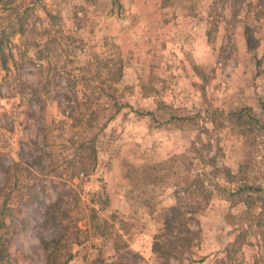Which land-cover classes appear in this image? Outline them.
<instances>
[{
  "label": "rangeland",
  "instance_id": "obj_1",
  "mask_svg": "<svg viewBox=\"0 0 264 264\" xmlns=\"http://www.w3.org/2000/svg\"><path fill=\"white\" fill-rule=\"evenodd\" d=\"M0 43V264H156L186 177L171 264H264V0H0Z\"/></svg>",
  "mask_w": 264,
  "mask_h": 264
},
{
  "label": "trees",
  "instance_id": "obj_2",
  "mask_svg": "<svg viewBox=\"0 0 264 264\" xmlns=\"http://www.w3.org/2000/svg\"><path fill=\"white\" fill-rule=\"evenodd\" d=\"M218 7H219L218 4H213L210 7V10L213 11L214 13H217ZM220 8L223 9V6H221ZM48 17L50 20H54L55 18L52 15H48ZM24 32H25L24 25L20 23L17 33L22 35L24 34ZM0 53H1L0 66L2 68H6L7 59L4 56L2 43H0ZM39 66L40 65L38 64L37 67ZM107 70H108L107 73L111 71L110 69ZM66 71H67L66 68H59L58 71L56 72L65 75ZM114 73L115 75H118V77L116 78L117 81L121 77V68L118 67V69L114 71ZM67 76H69V78L67 79V84H70V82H73L77 78L76 74L67 75ZM182 157H184V155ZM213 158L214 157H211L209 162H213L214 161ZM243 168H244L243 166L239 167V173L242 171ZM220 169L221 171L224 170V172H228L227 168L225 167H221ZM203 184H204L203 182H199L198 180H191L189 179V177H186L183 184V189L185 190V194L181 197L180 196L176 197V203L168 209L167 214L165 215L163 227L161 228L159 233L155 235L153 239L152 253L155 255L156 264H171L173 261L180 262L181 260L185 259V256L187 257L190 254L191 248L194 246V241L198 233L192 229L191 227L192 222L195 221V215L204 208L205 204L209 199V193ZM196 185L199 186L200 190L197 192L201 194L199 195L201 198H199L198 195H195L194 191H192V188H195ZM253 188L254 187H252V185L243 181V185H240L234 193H238L242 191L249 192L252 191ZM69 190L71 192V189ZM73 194L75 195V193ZM70 206L71 203L68 202V198H66L65 196L55 197L53 200L46 203L45 205L46 220H52V222H55L54 220H56V222L57 220L58 221L61 220L62 216L67 212H69ZM91 212L92 213L95 212L94 209H91ZM95 218H96L95 215H93V222ZM97 226H98L97 224L92 226V219H91L90 228L98 229ZM243 237H244V233L243 232L239 233L237 235V238L234 240V242L230 244L229 247L226 249L227 250L226 253L230 254L231 253L230 250L234 251L235 247L239 242V239ZM56 243L59 244L60 239H58ZM227 257H225L224 259L225 262L223 260L221 264H226Z\"/></svg>",
  "mask_w": 264,
  "mask_h": 264
}]
</instances>
